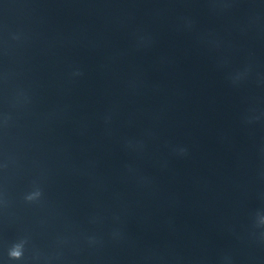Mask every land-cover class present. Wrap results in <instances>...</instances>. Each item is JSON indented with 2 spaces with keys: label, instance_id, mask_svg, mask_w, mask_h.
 Returning <instances> with one entry per match:
<instances>
[{
  "label": "water",
  "instance_id": "95a60500",
  "mask_svg": "<svg viewBox=\"0 0 264 264\" xmlns=\"http://www.w3.org/2000/svg\"><path fill=\"white\" fill-rule=\"evenodd\" d=\"M0 264H264V0H0Z\"/></svg>",
  "mask_w": 264,
  "mask_h": 264
}]
</instances>
